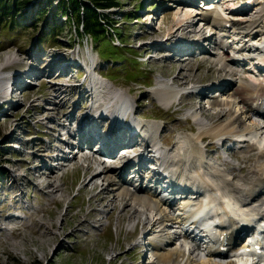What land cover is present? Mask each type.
Returning <instances> with one entry per match:
<instances>
[{
	"label": "rangeland",
	"instance_id": "374dc122",
	"mask_svg": "<svg viewBox=\"0 0 264 264\" xmlns=\"http://www.w3.org/2000/svg\"><path fill=\"white\" fill-rule=\"evenodd\" d=\"M114 1L116 2L103 8V12L110 18L108 26H113L112 28L109 26L107 39L112 42V39L118 36L123 41L119 46L108 44V40L95 44L84 32L76 31L72 13L58 11L55 15L52 7L35 0L25 8L26 15L18 17L21 28L14 30L13 39L3 41L8 42L9 46L0 50V57L11 56L7 70L24 77L18 81V84L20 82L21 84L15 91L11 90L5 96L11 100L0 104V264H149L154 258L153 253L144 254L138 244L142 236L141 231L148 228L144 218H132L126 210L121 211L120 197L110 202L113 194L102 190L101 178H95L87 183L99 166L97 156L84 160L79 153L66 166L53 172L50 170L51 175H39L36 166L44 160L38 155L51 144L55 145L54 138L60 134L58 128H62L59 123L63 120H67L68 126L75 122L80 123L91 103L90 96L82 95L87 91L88 82L84 84L83 79L88 78V74L85 75L81 71L78 80L70 82V86H64V89L68 88L63 94L69 105L66 110L61 112L59 109L46 107L55 96L51 86H61L54 83L62 78L61 70L58 69L59 62L70 60L71 52L86 53V43H90L91 50L93 42V50L87 54H90L98 65L91 64V69L95 72L92 71L96 73L100 69L109 77L110 84L123 89L114 90V94L119 91L130 96L137 106L128 105L137 109V116L141 118L139 121L161 123L159 132L163 131L160 138L168 141V144L162 141L166 147L172 149L180 132L199 131L195 117L193 119L189 112L191 107L203 105V115H206L211 124L226 119L225 107L222 105L210 107L203 95L189 92L165 105L153 91L158 82L174 78L178 83L187 86L203 84L211 94L218 92L227 98L233 97L230 94L232 90L228 91L227 87L219 91L217 88L209 87V84L216 83L219 88L220 84L224 85L227 80L229 83L230 77L235 76L232 75L234 70L227 66L221 67L223 65L211 52L194 53L191 48L189 49L191 55L184 60L186 56L179 54L183 53L181 49L184 46L172 47L176 42L179 45L185 42L178 39V36L185 34L194 37L203 32L190 33L188 29L183 28L184 26L180 27V23L173 15L181 3H177V0ZM255 1L259 5L262 0ZM216 4L225 15L231 17L239 14L237 11L229 12L222 9L218 2ZM201 6L207 4L204 0H197V5L192 8L193 12L196 13L198 9L196 7ZM42 8L46 9L44 16L40 14ZM251 11L253 8L247 9L248 13ZM195 16L196 14L193 17L197 19ZM40 19L42 21H39ZM52 24L62 27L59 30L61 42L53 47L51 43L38 39V36L44 35V31ZM225 24L222 22L219 27L228 32ZM196 25L193 27L196 28ZM128 26L132 30L125 32ZM114 27H120L118 31L123 32L115 33ZM173 34L175 36L168 39ZM165 36L166 40H163ZM260 39L261 36L258 35L253 37L255 41ZM157 40L159 42L154 44ZM167 40L171 41V46L165 45ZM115 42L117 45L116 40ZM186 42L189 44L190 41ZM210 49L215 50L214 47ZM176 52L178 55L174 56ZM157 55L162 56L156 58ZM117 58L124 60L118 61ZM51 64L53 66L50 67ZM108 65L114 68L107 70ZM33 68L40 70L39 73H33ZM29 69L32 73H27ZM239 74L254 76L248 69ZM255 78L261 80L263 76L256 74ZM146 84H152L151 88ZM72 112H76L77 116L72 118ZM43 121L51 125H45ZM251 121L245 117L247 125ZM52 125L57 129L52 128ZM109 129L105 119L97 125V133L100 135ZM25 133L30 139H25L26 136H23ZM213 137L207 136L206 139L216 141ZM207 141L201 143L195 140L194 147L204 146ZM140 144L137 142L136 146ZM215 144L214 148H206L207 153L216 150L213 152L216 157H213L219 163H225L237 179L240 175L251 177L252 173L255 174V171L251 170L264 162L257 158L255 148L231 147L226 151L224 144L223 147ZM81 145L86 144L83 141ZM229 159L232 161H228ZM88 164H91L90 168L86 169ZM57 177L62 183L60 190L56 194L50 193L53 189L50 181ZM18 192H21V195L17 194L16 197L14 194ZM26 198L30 201L22 204L24 213L18 211L20 215L14 216L13 210ZM13 217L16 219L15 222ZM3 225L4 227H1ZM13 225L16 227L13 228Z\"/></svg>",
	"mask_w": 264,
	"mask_h": 264
},
{
	"label": "bare ground",
	"instance_id": "6f19581e",
	"mask_svg": "<svg viewBox=\"0 0 264 264\" xmlns=\"http://www.w3.org/2000/svg\"><path fill=\"white\" fill-rule=\"evenodd\" d=\"M194 1L195 0H177V3H181L180 8L175 11L173 15L180 23V27L184 26V29H190V31H197V29H193V26L197 24L198 21L205 24L212 18L211 23L213 24V22H215L213 25L216 32L218 34L221 33L223 37L225 36L224 33L218 28V24L222 20L224 22L232 21L235 25H238L242 31L251 33L257 32L261 27V21L264 20V6L259 10L260 12H252L251 14L244 12L238 19H233L224 16L216 6L211 4L206 6V8L199 7L198 13L200 14L196 12L195 17L197 19H195L193 17L195 13L192 9L196 5ZM230 1L224 0L225 5L223 9L229 12L238 10L228 4ZM259 3H263V0ZM185 8L187 10H184ZM250 15H252V17ZM201 28H203V26H201ZM171 36L172 37L168 39H172L175 34ZM212 40L213 43H216L214 39ZM158 42L159 40L154 41V44ZM184 43L187 44L186 41ZM190 43L191 41L189 44ZM256 43L252 42L249 44L248 42L245 43V46L254 47ZM261 45L264 46L263 43ZM177 47H182V45L178 44ZM220 48L221 50L218 52L215 50H207L206 53L211 52L217 61H222L223 66L221 67L227 66L231 68V70H234V73L239 72L238 63L234 60L228 61L221 46ZM255 49L260 50V55L264 56V51L259 49V46L255 47ZM175 55H178V53L176 52L174 56ZM228 55L230 56V53ZM186 59H188V56H186L184 60ZM10 62L11 56L6 55L4 58L0 57V97H3L0 98V104H4L11 100V98L4 97L8 95L11 90L15 91L18 85L21 84V82L18 84V81L24 77H19L18 73L7 70V66ZM59 65L60 67H64L61 62H59ZM182 68H184V66H182ZM39 71L35 68L32 69V72L35 74L39 73ZM230 72L232 73V71ZM227 81L224 85L220 84L219 88L216 83L211 84L212 82L209 84V87L217 88L219 91L227 87L228 91L232 90L230 94L233 95V97L231 98H227L218 92L211 94L209 90H207V86L203 84L187 86L184 85V83H178L174 78L158 82L157 85L154 86L153 91L158 99L165 105L171 104L179 94L189 89L204 93L210 107L217 105L225 107L226 119L217 124H211L209 122L210 120H207L208 118L206 115H203V105L200 104L199 106L191 107L189 112L192 114L193 118L195 117L199 131L197 133L180 132L172 149L169 147L163 148L159 144L160 140L162 141L159 132L161 123L157 121L137 120L138 124L145 127L150 134L149 138L146 140V145L144 147L142 146L143 148L140 150L141 154L151 160L156 157L153 147L157 146L161 148L165 155V159L158 169L171 173V176L175 179V185L173 186V189H175L174 192H164L165 188L160 186L161 177H157L156 174L152 176L153 179L149 180L145 179L142 174L141 178L134 177L133 174H125L122 168L123 166L112 167L110 164H107L106 160H96L100 161L99 166L87 183L95 178H101L102 190L113 194L109 201L111 202L119 197L120 199L122 198V203L120 202L122 204L121 211L126 210V213L132 218H144V223L148 225L149 229L155 232V235L161 234L165 228L173 229L174 232L166 243L163 241L164 238H159L157 240L159 243L154 240L151 241V251L148 253H153L154 258L149 261V264H235L237 260L247 263V261L256 257L255 255L244 256L229 252L223 254L221 251V243L224 241L219 232H231V225L244 219L256 223L264 222V162H261L260 166L257 165L256 168L251 170V172L255 171V174L252 173L251 177L248 178L245 175H240V178L237 179L230 169L222 164L223 162L219 163L217 159L207 153L206 148L208 147L202 148V146L198 145L194 147L195 140L204 142L207 136L218 137L222 142V146L225 141L231 140L229 135H236L241 138H237L236 143H233L234 148H258L257 158L264 160V122L257 119V114H259V110L262 108L263 102L261 100L264 101V78L261 80H253V78L247 79L235 75L232 76V79H229V83ZM230 87H234V89ZM51 89L55 96L50 103L46 104V107L56 108L64 112L69 106L66 96H63L68 88L64 89L52 85ZM115 90L120 89L116 88ZM113 91L105 99L106 103L113 105L114 108L117 107V109H124L129 105L136 106L133 100L130 99V96L124 93L122 94L119 91L114 94ZM82 95L86 97L90 96V98H94L95 96L93 92L89 93L88 90ZM58 97L60 100H58ZM236 100H238V102ZM79 102L80 101H78V103ZM76 116V112L71 113L72 118ZM246 116L252 120L248 125L245 122ZM63 127L65 128L64 124ZM67 129L71 131V128L68 127ZM87 132L90 133L89 140L97 136L94 131ZM249 136L252 142L246 143V137ZM114 137L115 135L111 134L107 138L111 140ZM59 140L62 139L59 138ZM136 143H134V145ZM228 148H231V146L229 145ZM106 153L107 151L105 150V153L100 154V157L104 158L108 156L107 154H109V152ZM77 154L78 153H75L73 156L68 157L66 159V164L73 160V158L75 159ZM147 159L143 163H145ZM90 165L91 164H88L86 169H89ZM36 167L38 171L45 168L42 165H37ZM47 169L52 170V168L49 167H47ZM53 171L54 170H52V172ZM59 179L57 177V179H52L50 181V186L53 188L50 193L56 194L59 192L62 184ZM135 184L138 185L135 186ZM187 184L196 185L199 187L201 194L203 193L205 195L193 194L190 196L188 193L180 192V190L186 188ZM204 196L211 198L207 207L211 208V211L215 215L213 221L219 219L220 223L213 227L215 232L217 231L213 235L216 238L215 246L210 248L206 255H201L196 240L198 233L188 232L183 235L182 232L183 226L186 225L191 218L194 219L196 216L199 204ZM177 198L181 199L180 202L175 201ZM181 205L185 207H181ZM149 213L154 215L153 219L147 217ZM210 218L212 217L205 215L198 220H194L193 223L205 225L213 222ZM192 242L195 244V247L190 248L189 245ZM230 244L232 245L231 250L238 248L236 244L232 242H230Z\"/></svg>",
	"mask_w": 264,
	"mask_h": 264
},
{
	"label": "trees",
	"instance_id": "16d2710c",
	"mask_svg": "<svg viewBox=\"0 0 264 264\" xmlns=\"http://www.w3.org/2000/svg\"><path fill=\"white\" fill-rule=\"evenodd\" d=\"M33 0H0V50L9 46L8 41L13 39L15 35L14 30L21 28V23L18 19L19 16H25V8L32 3ZM46 6L52 7L56 12L72 13L76 31L84 32L86 36L91 37L96 43L102 42L107 39L109 26L107 22H111L110 18L103 12V8L108 7L114 0H35ZM55 2V4H53ZM41 7V6H40ZM41 15L46 14V9H41ZM39 21H42L40 19ZM60 28L57 25L49 26V29L44 31V35H39L38 39L52 44L61 42ZM120 27H114L116 33ZM129 26L124 30L127 32ZM108 44L113 45L108 40Z\"/></svg>",
	"mask_w": 264,
	"mask_h": 264
}]
</instances>
